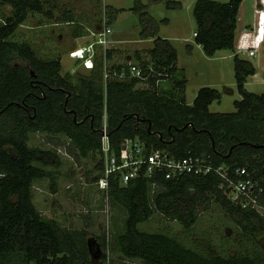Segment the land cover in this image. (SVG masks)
<instances>
[{"label":"trees","instance_id":"trees-1","mask_svg":"<svg viewBox=\"0 0 264 264\" xmlns=\"http://www.w3.org/2000/svg\"><path fill=\"white\" fill-rule=\"evenodd\" d=\"M243 1L196 2V44L208 58L221 51L237 52ZM158 4L169 11L182 10L181 2L174 0H135L132 8L140 19V37L153 40L152 49L131 53L109 48L101 54L98 48L95 67L85 74L78 63L65 71L62 59H44L29 43L14 40L32 14L52 18L44 0H0V7L12 8L0 26V264H95L89 229L75 228L65 215L47 217L35 204L38 184L48 181L56 192V172L49 168L62 165L54 147L32 145L35 134L60 141L59 146L80 163L94 161L96 182L103 172L106 121L115 153L126 139L140 137L149 150H166L176 159L204 157L215 167L228 168L233 177L238 168H247L264 188V94L246 88L256 66L249 59L234 57L242 97L234 103L235 112H212L211 106L220 103L223 94L210 87L200 89L194 103L188 104V80L186 70L178 66L179 52L160 36V27L169 21L158 22L149 12L150 6ZM121 11L107 9L105 25L112 29ZM66 15L73 21L70 12ZM151 63L165 76L146 83L115 76L128 66ZM223 182L214 173L170 181L140 178L127 186L111 180L103 192L112 207L125 211L126 220L123 232L115 233L113 246L105 234L96 237L100 247L143 264H264V215L232 203L220 189ZM211 198L237 226L235 242L244 251L232 255L231 249L216 250L211 245L198 252L176 237L139 230V225L159 213L180 222L188 232L198 222L201 205ZM260 204L264 207V192ZM249 245L251 254L246 252ZM101 264H107V259Z\"/></svg>","mask_w":264,"mask_h":264},{"label":"rangeland","instance_id":"rangeland-1","mask_svg":"<svg viewBox=\"0 0 264 264\" xmlns=\"http://www.w3.org/2000/svg\"><path fill=\"white\" fill-rule=\"evenodd\" d=\"M135 0H44L46 13L53 12L52 18L46 14H32L14 37L18 43L27 42L44 59H62L64 70H70L76 64L70 59V54L79 47H85L90 42L98 39L96 35L103 30V21L107 18V9L121 11L113 23V44L109 48H119L132 53L133 49L147 50L154 47L153 40H142L140 37L141 27L139 16L132 11ZM181 2L182 10L169 11L163 4L152 5L149 8L150 14L158 21L167 19V24L160 27V36L169 39L180 52V63L186 68L188 80L187 103L192 104L200 91L205 87L219 90L223 94L220 103L215 102L211 106L214 113H233L236 111L234 103L242 99L237 90L234 59L231 52H222L215 59L208 58L204 51H200L196 44L194 33L197 31V24L193 10L198 0H174ZM221 3H228L229 0H215ZM251 1V8L247 10L246 18L240 15L243 25L237 31V36L242 29H252L254 1ZM264 4V0H259ZM247 2L243 5V11ZM258 4L257 30L254 33V46L261 45L264 41V10ZM12 8L9 6L0 7V26L4 17L10 16ZM71 13L72 20L67 18ZM70 20V21H69ZM246 23V24H245ZM79 25L83 26L79 30ZM245 29H243L244 31ZM251 36V35H247ZM184 40H189L194 47L192 57L188 58L187 45ZM118 41V42H117ZM122 41V43L120 42ZM101 54L103 49L99 48ZM238 54V50L235 55ZM239 55V54H238ZM240 56V55H239ZM231 57V58H229ZM249 59L246 56H241ZM256 66V74L251 77L247 90L256 94H264V51H260L255 58L249 59ZM85 68H79L83 70ZM90 70L83 73L88 74ZM231 89L232 93L227 90ZM32 145L46 149L55 148L60 155L62 165L59 168H49L56 172L57 190L53 192L49 188V182L45 181L34 188L35 204L37 208L47 217L57 215L60 219L67 216L69 222L75 228L89 229V241L97 251L102 252V257L95 264H101L106 251L100 247L96 237L105 234L111 240L115 233L123 232L126 213L120 208H114L109 204L107 194L99 189L96 184L97 172L94 171V161L84 160L78 162L67 153L66 147H60V141L39 134L31 138ZM64 143V142H62ZM68 146V145H67ZM95 178V180H94ZM98 180V179H97ZM95 181V182H94ZM63 220V219H62ZM141 232L158 234L163 233L176 237L186 247L201 251V247L213 245V249H231L229 253L236 255V252L245 250L235 239L239 236L237 226L231 217L224 212L222 207L211 198L199 209V219L192 230L186 231L184 226L175 220L156 213L154 217L139 225ZM228 233V234H226ZM230 237L232 240H224L223 237ZM226 239V238H225ZM250 254L253 248L249 245ZM113 264H143L138 261L124 260L120 254L112 252Z\"/></svg>","mask_w":264,"mask_h":264},{"label":"built area","instance_id":"built-area-1","mask_svg":"<svg viewBox=\"0 0 264 264\" xmlns=\"http://www.w3.org/2000/svg\"><path fill=\"white\" fill-rule=\"evenodd\" d=\"M103 30L96 37L97 40L90 42L85 47H79L70 54V59L75 60L79 67L92 70L95 67V58L98 48L105 52L113 44V30L107 27L106 18L103 21ZM197 34L194 33V37ZM246 33L239 36L238 53L245 52L248 57H255L257 48L250 47L245 43ZM245 56V55H244ZM74 68L72 73H76ZM115 76L120 79H136L143 83L151 79H160L165 76L156 69L155 64L146 66L131 65L123 68ZM108 75L105 74V78ZM102 153H103V172L96 182L102 191L109 189L111 180L117 181L121 186H127L132 180L146 178L148 180H178L185 175L204 177L210 174L220 176L224 182L221 190L225 192L227 198L244 210H254L264 215V207L260 204V196L264 192L259 180L251 174L247 168H238L234 177L229 173L225 166L215 167L210 161L200 156H188L182 159L174 158L168 151L162 149H151L140 137L126 139L119 153L112 150L110 134L107 123L102 130ZM156 183V182H154ZM106 255L107 264H111L112 255L108 248Z\"/></svg>","mask_w":264,"mask_h":264},{"label":"crops","instance_id":"crops-1","mask_svg":"<svg viewBox=\"0 0 264 264\" xmlns=\"http://www.w3.org/2000/svg\"><path fill=\"white\" fill-rule=\"evenodd\" d=\"M254 2V13H253V21H251V24L253 25L252 26V29H247L248 27H247V25L248 24H246V27H244L243 29H245L244 31H243V29H242V32L237 36V45H236V49L238 50V41H239V36L240 35H242L243 33H246V35H251L250 37L249 36H246V38H245V43L247 44V45H249L250 47H254V48H257V50H258V52H257V54H256V56L258 55V53L260 52V51H264V41H263V43L261 44V45H257V46H254V43H255V41H254V33L256 32V30H257V13H258V4H260L261 6H262V8L260 9L259 8V10H264V4L263 3H259V0H253ZM245 2H247V6H246V8H245V11H243V5H244V3ZM249 8H251V1H247V0H244L243 1V3H242V5H241V9H240V15H243V19H245L246 18V14H247V10L249 9ZM239 15V22H238V29L240 28V26H242L244 23H243V21L241 22V20H240V16ZM112 29H114V28H112ZM114 31V30H113ZM171 41V40H170ZM186 43H189V45H187V55H188V58H190V57H192L191 55H193V53H194V47L191 45V43H190V41L189 40H184ZM118 42V41H117ZM121 43H122V41H120ZM172 42V41H171ZM175 46V45H174ZM176 47V46H175ZM113 48H116V47H113ZM177 48V47H176ZM199 50L200 51H202V48L199 46ZM116 49H119V48H116ZM127 49H131V50H134V51H140V49H133V48H131V47H127ZM151 49V48H150ZM177 50H178V48H177ZM190 50V51H189ZM134 51H132V52H134ZM178 52H179V50H178ZM222 52H225V51H221V52H219L218 54H220V53H222ZM227 52H230V51H227ZM217 54V55H218ZM238 55V54H237ZM239 55H240V57L243 55H245L246 57H248L246 54H245V52L243 51V52H240L239 53ZM255 56V57H256ZM234 57H235V54H233L232 53V58L234 59ZM255 57H248L249 59H252V58H255ZM229 58H231V57H229ZM242 58V57H241ZM215 59V58H214ZM211 60V59H210ZM77 63V62H76ZM178 66H179V68H182V69H185L186 70V68H185V66H182L181 65V63H180V52H179V61H178ZM187 71V70H186ZM254 77V76H253ZM250 80V79H249ZM249 80H248V83H247V85L249 84ZM246 85V86H247ZM187 90H188V88H187ZM228 93H232V90L231 89H228V91H227ZM197 97V96H196ZM196 99V98H195ZM195 101V100H194ZM188 102V101H187ZM194 103V102H193ZM192 103V104H193ZM191 103H190V105H192ZM102 191V190H101Z\"/></svg>","mask_w":264,"mask_h":264},{"label":"water","instance_id":"water-1","mask_svg":"<svg viewBox=\"0 0 264 264\" xmlns=\"http://www.w3.org/2000/svg\"><path fill=\"white\" fill-rule=\"evenodd\" d=\"M33 75V73H32ZM89 245H90V252H91V255H92V258H93V261H98L99 259H101L102 257V252L100 249H98L97 251H95L94 247L92 246L91 242L89 241Z\"/></svg>","mask_w":264,"mask_h":264},{"label":"clouds","instance_id":"clouds-1","mask_svg":"<svg viewBox=\"0 0 264 264\" xmlns=\"http://www.w3.org/2000/svg\"><path fill=\"white\" fill-rule=\"evenodd\" d=\"M237 45V44H236ZM239 51V50H238ZM239 54V53H238Z\"/></svg>","mask_w":264,"mask_h":264}]
</instances>
